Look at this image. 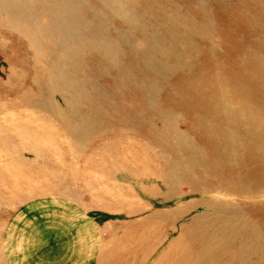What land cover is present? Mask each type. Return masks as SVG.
I'll return each instance as SVG.
<instances>
[{
	"label": "rangeland",
	"instance_id": "1",
	"mask_svg": "<svg viewBox=\"0 0 264 264\" xmlns=\"http://www.w3.org/2000/svg\"><path fill=\"white\" fill-rule=\"evenodd\" d=\"M48 199L114 264H264V0H0V264Z\"/></svg>",
	"mask_w": 264,
	"mask_h": 264
},
{
	"label": "crops",
	"instance_id": "2",
	"mask_svg": "<svg viewBox=\"0 0 264 264\" xmlns=\"http://www.w3.org/2000/svg\"><path fill=\"white\" fill-rule=\"evenodd\" d=\"M93 197L95 198L94 193ZM40 203H43L44 206L36 209L25 205L21 206L7 222L4 245L10 251L19 250L21 257L31 258L34 264H42L43 261L49 259L48 254L47 258H42V255L47 252L45 244H49L59 247L58 255L53 256L55 259L49 260V262H57L58 264H114V245L110 255L108 247L105 254V247L109 244L107 242L104 244L102 239L98 243L97 235L100 237L102 229L96 225L93 232L81 230V228L89 227L94 217L98 216V201L92 203V207L88 209L82 204H54L49 199ZM101 208L108 209L105 205H102ZM34 215H38L36 223H34ZM56 217L59 218L58 234L60 238L59 243H51L56 233L52 229ZM49 225H51L50 231L47 229ZM46 230L47 236L44 239ZM118 255L121 257L120 253Z\"/></svg>",
	"mask_w": 264,
	"mask_h": 264
},
{
	"label": "bare ground",
	"instance_id": "3",
	"mask_svg": "<svg viewBox=\"0 0 264 264\" xmlns=\"http://www.w3.org/2000/svg\"><path fill=\"white\" fill-rule=\"evenodd\" d=\"M158 18V17H157ZM168 22V21H167ZM175 35V34H174ZM175 48V47H174ZM247 130V129H246ZM179 245V244H178ZM138 249V248H137ZM189 252V251H188ZM183 253V252H182ZM193 256V255H192ZM170 257V256H169ZM172 261V260H171Z\"/></svg>",
	"mask_w": 264,
	"mask_h": 264
}]
</instances>
